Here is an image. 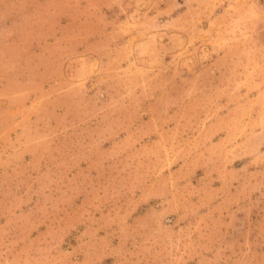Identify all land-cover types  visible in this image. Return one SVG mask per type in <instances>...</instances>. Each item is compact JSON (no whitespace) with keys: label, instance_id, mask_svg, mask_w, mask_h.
<instances>
[{"label":"rangeland","instance_id":"374dc122","mask_svg":"<svg viewBox=\"0 0 264 264\" xmlns=\"http://www.w3.org/2000/svg\"><path fill=\"white\" fill-rule=\"evenodd\" d=\"M0 264H264V0H0Z\"/></svg>","mask_w":264,"mask_h":264}]
</instances>
